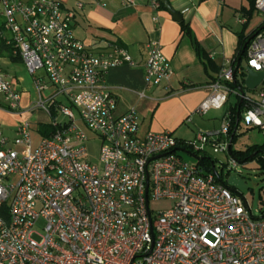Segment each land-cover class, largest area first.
Wrapping results in <instances>:
<instances>
[{
  "label": "built area",
  "instance_id": "2783aa9c",
  "mask_svg": "<svg viewBox=\"0 0 264 264\" xmlns=\"http://www.w3.org/2000/svg\"><path fill=\"white\" fill-rule=\"evenodd\" d=\"M82 9L81 1L73 8L66 0H0V110L24 112L22 91L2 65L8 51L38 94L25 112L44 114L56 129L34 145L30 120L12 138L0 122V264H264V214L257 218L200 159H212L209 149L231 156L242 128L264 131V81L255 96L245 83L232 88L236 70L224 64L194 114L223 110L231 98L240 111L191 140L142 135L136 109L119 114L107 85L110 71L137 62L118 46L95 54L78 40ZM255 9L264 16V0ZM247 69L264 72V33L251 41ZM173 74L161 43L150 42L147 86L162 87ZM161 203L169 205L155 207Z\"/></svg>",
  "mask_w": 264,
  "mask_h": 264
},
{
  "label": "crops",
  "instance_id": "0c3cea01",
  "mask_svg": "<svg viewBox=\"0 0 264 264\" xmlns=\"http://www.w3.org/2000/svg\"><path fill=\"white\" fill-rule=\"evenodd\" d=\"M80 1L83 9L76 17L75 37L95 54L120 45L137 62L135 68L125 66L110 71L107 85L119 100V114L136 109L142 135L173 132L176 136L183 126L194 123L204 126L206 131L220 128L231 109L229 102L223 110L210 111L213 114L209 116V112L206 121H196L194 113L208 98L210 83L219 69L235 57L240 37H248L262 26L264 33V16L252 7V0H164L183 16L190 35L182 33L180 23L174 21L164 5L154 8L153 0H136L133 6H125L123 0H66L67 6L73 8ZM194 40L208 58L215 57L208 69L197 54ZM153 41L161 43L174 71L169 83L159 88L148 87L145 81L148 45ZM2 65L23 94L21 115H9L0 110L5 135L12 138L21 122L12 120L15 116L29 114L35 119V114L25 111L37 100L38 94L34 82L35 97L28 92L31 85L22 76L20 66L24 65L19 57L6 51ZM141 94L145 98H141ZM40 123L48 121L33 123L34 145L42 138ZM192 131L190 138L176 137L191 140L197 132Z\"/></svg>",
  "mask_w": 264,
  "mask_h": 264
},
{
  "label": "rangeland",
  "instance_id": "374dc122",
  "mask_svg": "<svg viewBox=\"0 0 264 264\" xmlns=\"http://www.w3.org/2000/svg\"><path fill=\"white\" fill-rule=\"evenodd\" d=\"M246 62H244V65ZM22 70V76L27 78L30 82V87H28V92L35 97L34 87H33V77L29 74L25 66H20ZM24 70V71H23ZM21 91V88H19ZM246 93L249 95H256V91H249L245 88ZM59 100L63 101L62 98ZM235 102L234 98H231L229 104H233ZM76 112V110H75ZM213 112H210L209 116H212ZM34 116L35 119H32L29 114L25 116H15L14 121H22V120H30L34 123L36 120L48 121L47 117L44 114L37 113ZM1 118H4L2 114H0ZM33 117V116H32ZM206 121V117H201L199 115L195 116V120ZM58 121L65 122L67 118L59 115ZM192 129L203 130L206 131L204 126L196 125V123L191 126H183L180 130L177 131L176 136L183 138L192 137L193 131ZM259 147L261 153L259 157L264 160V131H260L258 129L254 130H246L242 128L239 132V136L236 139V142L233 145V150L238 152H247L249 149ZM209 154L213 161L216 163V171L218 175L222 178L223 182L226 183L228 187H231L235 190L239 197L245 200L250 208L252 209L253 214L260 218L264 214V161L260 159L255 160H247L246 157H242L238 159L237 167L234 168L232 166V157L229 154L219 153L214 154L211 149H209ZM253 156V155H252ZM251 156V157H252ZM184 158L187 160H192L193 158L189 155H184ZM168 203H161L156 205V208H163L168 206Z\"/></svg>",
  "mask_w": 264,
  "mask_h": 264
},
{
  "label": "trees",
  "instance_id": "16d2710c",
  "mask_svg": "<svg viewBox=\"0 0 264 264\" xmlns=\"http://www.w3.org/2000/svg\"><path fill=\"white\" fill-rule=\"evenodd\" d=\"M255 3H256V0H252V7L254 9H255ZM160 7L161 8L164 7L162 3H160ZM180 25H181V29H182L183 34H187V35L191 34L190 33V27L188 26V23L183 21L180 23ZM262 27L259 28L256 32H254L252 35H250L248 37H243V36L240 37L237 53H236L235 57L233 58V60L231 61V67H233L236 70L235 82L231 85L232 88L243 87V85L245 83L246 65H244V62H246L247 51H248V48H249L253 38L258 33L263 32ZM117 46L120 48H123L120 45H117ZM194 46H195V49L197 51L198 56L203 61L205 68L208 69L210 67L209 65L213 61L210 58H208L207 55L200 49L198 43L195 40H194ZM238 64H239V68L237 69ZM220 70L221 69H219L218 73L220 72ZM241 108H242V105L240 103H238L236 107H234L233 109L231 108L230 110H232L233 113L236 114L238 111L241 110ZM38 126H39V132H40L42 137H48L56 131V129L50 124L40 123ZM234 142H235V138H234ZM260 153H261V151H260L259 147L251 148L245 153L244 152H238V151L236 152L233 150V147L231 148V156H233L237 161H238V159H240L242 157H246L247 160L260 159L261 161H264L262 158L259 157ZM252 155L254 156L253 159L251 158ZM200 159H201L202 165H204L206 167L208 172L215 173L216 163L213 161V159H209L206 157L200 158ZM219 179H221V178L219 177ZM231 189L235 192V190L233 188H231Z\"/></svg>",
  "mask_w": 264,
  "mask_h": 264
},
{
  "label": "water",
  "instance_id": "95a60500",
  "mask_svg": "<svg viewBox=\"0 0 264 264\" xmlns=\"http://www.w3.org/2000/svg\"><path fill=\"white\" fill-rule=\"evenodd\" d=\"M161 3L165 6L166 10L171 14L174 21L177 23H181L184 21L183 16L174 11L171 7V5L164 0H161ZM239 68V64L237 65V69ZM264 81V72H256L252 69H247L246 71V77H245V88L249 91H255L258 89V87L261 85V83ZM252 159L254 156L251 157Z\"/></svg>",
  "mask_w": 264,
  "mask_h": 264
}]
</instances>
